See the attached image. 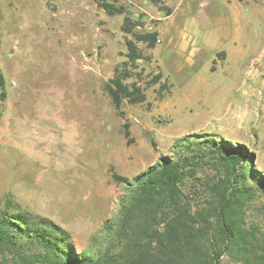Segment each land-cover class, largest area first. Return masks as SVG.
I'll return each instance as SVG.
<instances>
[{
  "label": "rangeland",
  "instance_id": "1",
  "mask_svg": "<svg viewBox=\"0 0 264 264\" xmlns=\"http://www.w3.org/2000/svg\"><path fill=\"white\" fill-rule=\"evenodd\" d=\"M116 5L122 15L92 0H0V209L51 221L89 256L113 247L107 226L130 193L112 173L131 182L174 157L176 140L243 145L264 177V0ZM125 15L157 42L137 44L144 59L126 83L144 100L119 115L105 85L127 61ZM244 216L264 231V194ZM0 264L16 263L3 254Z\"/></svg>",
  "mask_w": 264,
  "mask_h": 264
},
{
  "label": "trees",
  "instance_id": "2",
  "mask_svg": "<svg viewBox=\"0 0 264 264\" xmlns=\"http://www.w3.org/2000/svg\"><path fill=\"white\" fill-rule=\"evenodd\" d=\"M92 1L115 16L124 13L117 2L135 0ZM134 27L125 15L120 30L131 36L125 43L127 61L105 85L119 115L124 101L144 100L140 86L126 83L128 66L144 59L137 44L153 48L157 42L156 33H136ZM4 87L0 73V98ZM204 136L176 140L174 157H159L131 182L112 173L115 182L130 187L107 226L113 247L92 256L76 253L66 231L6 202L0 209V255L16 264H264V231L244 216L248 203L264 194V177L253 172L245 146Z\"/></svg>",
  "mask_w": 264,
  "mask_h": 264
}]
</instances>
